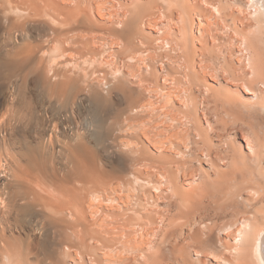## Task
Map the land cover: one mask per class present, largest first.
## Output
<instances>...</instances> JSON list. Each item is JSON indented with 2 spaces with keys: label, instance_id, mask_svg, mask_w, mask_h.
Instances as JSON below:
<instances>
[{
  "label": "bare ground",
  "instance_id": "6f19581e",
  "mask_svg": "<svg viewBox=\"0 0 264 264\" xmlns=\"http://www.w3.org/2000/svg\"><path fill=\"white\" fill-rule=\"evenodd\" d=\"M1 83L0 264H264V0H0Z\"/></svg>",
  "mask_w": 264,
  "mask_h": 264
},
{
  "label": "rangeland",
  "instance_id": "374dc122",
  "mask_svg": "<svg viewBox=\"0 0 264 264\" xmlns=\"http://www.w3.org/2000/svg\"><path fill=\"white\" fill-rule=\"evenodd\" d=\"M37 90V91H36ZM36 94L40 97L42 94V90L41 89H36ZM10 93L8 91V87L6 83H1L0 84V100H4L7 96H9Z\"/></svg>",
  "mask_w": 264,
  "mask_h": 264
}]
</instances>
